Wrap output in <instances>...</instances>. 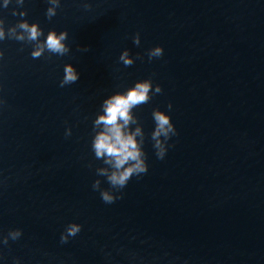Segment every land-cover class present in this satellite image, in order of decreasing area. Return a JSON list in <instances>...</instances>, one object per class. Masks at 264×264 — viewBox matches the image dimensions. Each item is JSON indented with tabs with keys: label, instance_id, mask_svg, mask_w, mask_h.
<instances>
[{
	"label": "water",
	"instance_id": "water-1",
	"mask_svg": "<svg viewBox=\"0 0 264 264\" xmlns=\"http://www.w3.org/2000/svg\"><path fill=\"white\" fill-rule=\"evenodd\" d=\"M3 5L6 29L39 22L42 40L66 29L70 51L34 59L31 44L0 41V264H264V0H60L51 19L47 0ZM67 63L79 79L60 87ZM148 78L162 92L133 109L148 171L108 204L92 188L109 187L93 120L105 97ZM156 107L177 131L163 159ZM73 221L80 232L61 243Z\"/></svg>",
	"mask_w": 264,
	"mask_h": 264
},
{
	"label": "clouds",
	"instance_id": "clouds-1",
	"mask_svg": "<svg viewBox=\"0 0 264 264\" xmlns=\"http://www.w3.org/2000/svg\"><path fill=\"white\" fill-rule=\"evenodd\" d=\"M17 5H23L24 0H15ZM49 6L46 9V16L51 19L56 15L60 6V0H47ZM10 0H4V7H7ZM86 9L91 8L90 4H85ZM13 15L25 17L27 10H21L17 13L13 9ZM43 29L39 22H29L27 19H20L17 23L5 28V21L0 18V41L4 39H14L19 42L31 44L32 58H40L47 51L48 53L63 56L70 51L66 43L68 38L67 30L57 32L54 28L47 32L46 38L43 36ZM133 42L140 44V35L137 33ZM87 51L88 48L83 49ZM163 55V47L156 45L148 50L149 60L159 58ZM3 56V50L0 49V57ZM125 66L134 63V58L129 55V50L125 48L119 57ZM79 79V74L72 63L64 65V75L60 81V87L75 83ZM162 92L160 84H156L153 89L152 79H140L134 83V86L128 87L125 91H115L104 98L99 111L93 120V136L91 140V149L95 159L101 160L104 166L96 168L98 177H105L109 185L108 188L101 187V180L97 178L92 184L93 190H98L101 199L108 204L114 203L122 198L121 190L127 185L133 177H140L147 173L148 164L143 148L145 133L138 117L133 109L140 105L147 104L152 94ZM168 107L171 108L169 102ZM152 117L155 123L154 130L151 133L153 148L158 159H163L168 150L169 139L177 134L176 128L168 112L156 107L152 110ZM132 125H135L133 128ZM65 135H71V128L65 130ZM91 166V165H90ZM81 225L75 221L70 222L60 236V242L66 243L69 237H74L81 230ZM22 235L20 228L10 229L8 234L3 236V244H7L9 239L17 240ZM17 264L19 261L17 260Z\"/></svg>",
	"mask_w": 264,
	"mask_h": 264
}]
</instances>
